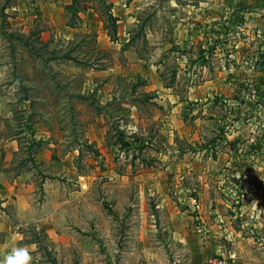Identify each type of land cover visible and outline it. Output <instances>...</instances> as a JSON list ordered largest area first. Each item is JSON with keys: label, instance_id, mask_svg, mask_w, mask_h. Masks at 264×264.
<instances>
[{"label": "rangeland", "instance_id": "rangeland-1", "mask_svg": "<svg viewBox=\"0 0 264 264\" xmlns=\"http://www.w3.org/2000/svg\"><path fill=\"white\" fill-rule=\"evenodd\" d=\"M216 1L0 0V126L63 201L32 263L264 252V27Z\"/></svg>", "mask_w": 264, "mask_h": 264}, {"label": "crops", "instance_id": "crops-1", "mask_svg": "<svg viewBox=\"0 0 264 264\" xmlns=\"http://www.w3.org/2000/svg\"><path fill=\"white\" fill-rule=\"evenodd\" d=\"M41 1L45 0H40V3ZM210 1L212 0H189L190 14H194V18L202 15L206 17L212 12L213 3ZM215 6L231 9L232 19L228 20L229 23L236 21L235 14L238 12L245 14L243 8L248 11L251 9L252 13L260 15L256 18L255 25L260 29L264 27V0H217ZM11 9L22 10L20 6L15 5ZM2 10H5L4 6ZM7 103L3 94H0V110L7 107ZM3 132L4 128L0 126V259L16 247L27 246L30 251L37 249L40 242L39 234L60 241L64 238V234H59L54 226L52 216V211L58 210L63 201L58 202L59 198L53 199L50 191L48 198L43 202H38L34 197L37 172L28 166V158L31 155L27 147L26 150L23 149L22 142L26 139L24 135L27 138L29 136L27 133L6 135ZM46 158V156L42 157V159ZM49 182L50 179L44 185L50 186ZM220 251L230 258V264H264V252L255 246L242 245L239 249H220ZM31 264L35 263L31 262Z\"/></svg>", "mask_w": 264, "mask_h": 264}, {"label": "clouds", "instance_id": "clouds-1", "mask_svg": "<svg viewBox=\"0 0 264 264\" xmlns=\"http://www.w3.org/2000/svg\"><path fill=\"white\" fill-rule=\"evenodd\" d=\"M253 208L257 207V202L253 201ZM32 255L27 246L13 248L8 254L0 259V264H31Z\"/></svg>", "mask_w": 264, "mask_h": 264}, {"label": "built area", "instance_id": "built-area-1", "mask_svg": "<svg viewBox=\"0 0 264 264\" xmlns=\"http://www.w3.org/2000/svg\"><path fill=\"white\" fill-rule=\"evenodd\" d=\"M210 262L213 263V264H226V261L224 260H215V259H210Z\"/></svg>", "mask_w": 264, "mask_h": 264}, {"label": "trees", "instance_id": "trees-1", "mask_svg": "<svg viewBox=\"0 0 264 264\" xmlns=\"http://www.w3.org/2000/svg\"><path fill=\"white\" fill-rule=\"evenodd\" d=\"M115 25V24H114Z\"/></svg>", "mask_w": 264, "mask_h": 264}]
</instances>
